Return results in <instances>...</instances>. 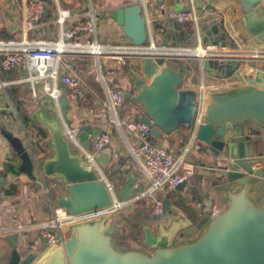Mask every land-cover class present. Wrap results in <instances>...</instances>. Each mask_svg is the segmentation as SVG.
I'll use <instances>...</instances> for the list:
<instances>
[{"label": "water", "instance_id": "1", "mask_svg": "<svg viewBox=\"0 0 264 264\" xmlns=\"http://www.w3.org/2000/svg\"><path fill=\"white\" fill-rule=\"evenodd\" d=\"M237 1L243 12L254 15L249 18L263 23L259 6L263 0ZM193 4L202 21L204 46H224L226 30L222 18L218 23L215 18L205 16V12H214L215 8L205 4L204 0H194ZM140 11L138 6H130L110 13L122 28L127 44H143L145 28ZM46 12L45 7L42 17ZM206 20L216 26L213 39L205 30ZM203 65L204 72L208 74L212 70L211 76L216 78L239 73L249 87L231 97L206 99L202 96L197 99L192 82L197 81L198 62L151 59L145 78L138 83L134 102L142 109L138 121L146 124L151 134L159 136V130L170 132L175 128L190 134L187 140L191 144L190 154L203 159L200 167L205 173L207 189L225 194L226 206L205 220L200 237L193 242L174 245L175 236L188 226V222L176 221L167 226L161 222L157 238L147 235L146 244L153 249L150 254L120 251L112 241L117 227L107 225L105 215H100L73 224L61 247L49 246L47 240L41 238L35 248L27 243L25 254L21 255L17 245L11 243L13 250L6 264H264V206L257 205L249 195L264 176L244 160L252 145L264 135V74L232 60H209ZM60 88H65L63 83ZM68 94L69 91L63 94L59 102L63 115L69 109ZM75 100L78 102L79 98ZM197 104L199 108H196ZM32 118L48 132L49 141L45 148L36 149L6 133L4 138L13 153L12 163H7L10 178L31 182L40 189L46 187L48 194L50 182L64 187L67 197L58 199L56 204L71 214L84 215L110 207L114 200L100 181V174L87 168L82 154L73 151L58 117L47 116L40 108ZM100 134L90 125L76 131L77 140L86 151ZM96 161L102 172H107L111 150L104 148ZM122 174L120 171L116 181ZM136 179L130 175L119 184L112 182L116 202L133 200L135 193L142 189L141 186L134 187ZM186 183L187 180L175 190L183 191ZM164 209L166 212L165 204ZM0 264H3L1 257Z\"/></svg>", "mask_w": 264, "mask_h": 264}, {"label": "crops", "instance_id": "2", "mask_svg": "<svg viewBox=\"0 0 264 264\" xmlns=\"http://www.w3.org/2000/svg\"><path fill=\"white\" fill-rule=\"evenodd\" d=\"M43 1L47 12L35 30L29 34L31 39L54 42L59 38L60 30L53 24L59 7L73 13L64 30L78 25L82 28L69 42L92 39L84 29L91 24L89 14L93 11L96 14L98 40L100 43L112 45L127 44V39L110 13L120 8L142 5L140 0H59L58 5L51 0ZM193 1L146 0L140 11L145 28L142 45L150 48H193L199 45L204 47L200 28L202 21ZM204 3L215 8L214 12H205L206 17L215 18L216 22L222 18L226 30L225 45L240 46V55L246 61L243 67L253 68L264 74V0L259 5L263 23L255 21L253 17L249 18L248 16L254 15L243 12L237 0H204ZM21 6L22 0H0V39H15L20 35ZM188 12H191V16L186 15ZM204 23L210 39H213L216 36V26H212L210 20ZM150 61L151 58H126L120 61L102 58L99 61L108 86L124 93L120 116L125 120H138V116L142 115V109L135 106L134 102L138 83L145 78L144 74ZM60 66L61 76H82V96L77 102L67 95L69 109L66 115H63L61 108H57L52 99L43 92L42 82L35 83V96L32 95L31 85L25 81L28 72L23 66L11 72H4L0 68V83L7 84L5 88H0V257L3 264L8 262L13 250L11 243L17 245L21 255L25 254L27 243H31L34 248L39 245L41 237L36 227L53 217L54 211L59 208L56 204L58 199L67 197L65 188L57 187L53 182L48 184V194L46 187L40 189L31 182L13 180L7 170V163L13 161V153L4 138L6 133L19 138L28 147L32 144L36 149L45 148L46 142L49 141L48 132L32 118L40 108L44 109L47 116L58 117L64 129L69 128L76 132L81 126L90 125L98 134L107 132L110 136H116L114 139L111 137L107 146L111 150V161L107 164V172H104L106 179L111 181L110 175L114 174L113 180L119 184L132 175L141 181V175L129 155L128 148L108 119L104 106L105 94L96 80L94 59L65 55ZM204 69L205 66L199 63L197 81L192 82L197 99L202 96L206 99L214 96L231 97L249 87L247 80L239 73L216 78L211 76L214 71L209 70L206 74ZM60 83L58 82L57 88L61 98L68 90L66 87L60 88ZM181 87L183 88V85ZM196 108H199L198 104ZM42 135L44 137L41 138ZM189 135L187 131L175 128L170 132L159 130V136H150L152 144L174 156L186 151L188 162L194 168L183 191H169L163 198L169 223L188 222V226L175 236L174 245L197 240L202 234L205 220L210 218L211 209L218 208L220 211L227 204L223 192L217 194L207 189L204 183L205 173L200 167L203 159L190 154L191 144L187 142ZM39 139L41 140L38 141ZM80 146L71 144L74 152L82 154ZM47 156L49 153L46 151ZM244 160L264 176V135L252 145L251 152L245 155ZM125 170L127 174L124 173ZM120 171H123V174L116 181ZM249 195L257 205L264 206V180H260V185L253 187ZM127 207L128 205L116 215L117 235L112 239L113 245L120 251L136 250L150 254L153 249L146 244L147 235L157 238L161 224L152 213L153 199L143 198L131 203L128 209ZM19 225H27L28 229L14 231ZM63 232L68 238L69 227L63 228Z\"/></svg>", "mask_w": 264, "mask_h": 264}, {"label": "built area", "instance_id": "3", "mask_svg": "<svg viewBox=\"0 0 264 264\" xmlns=\"http://www.w3.org/2000/svg\"><path fill=\"white\" fill-rule=\"evenodd\" d=\"M58 5L59 0H51ZM146 0H140L144 5ZM45 3L43 0H22V23L20 35L15 39H0V68L4 72H11L23 66L28 72L25 79L31 85L32 95L35 96L34 85L36 82L43 83V92L47 94L56 107L60 109V91L57 88L58 82L64 84L69 91V96L74 100L82 96V80L80 75L61 76L59 73L60 63L65 55L79 57H91L94 59L96 80L101 85L105 94V110L110 124L118 134L119 138L128 148L129 155L141 175V181L136 179L134 187L141 186V190L135 193L131 202L117 201L113 183L106 179L105 173L99 167L96 157L111 142V136L102 132L93 141L89 151L82 148V156L87 168H92L100 174V181L103 182L107 192L112 196L114 202L104 210H98L84 215L71 214L64 209H56L53 217L36 227L41 238L47 240L49 246H63L68 239L63 228L70 227L77 221L105 215L106 224L110 227H117L116 215H118L128 204L139 201L143 198L153 199V215L164 225L169 224L164 209V195L175 190L177 186L185 182L194 171L193 165L188 162L187 152L178 156L168 153L165 149L150 142L151 129L138 120H125L120 116L124 102V93L117 88H110L102 75V68L99 61L102 58L123 60L126 58H151L152 60L162 59L165 61H189L194 60L204 63L209 60L226 61L232 60L241 62L242 66L246 61L241 57V49L238 44L233 46L210 45L196 46L193 48H150L130 44L112 45L100 43L97 37L96 14L91 12L92 19L84 30L93 38L90 41L69 42L75 35L82 31L80 26L70 30H64L65 25L71 21L73 13L70 10L58 7L57 15L53 24L60 30L59 38L54 41L42 39H31L29 34L33 32L42 19ZM186 15L191 16V12ZM7 84L0 83V88ZM65 135L71 144L80 146L74 130L65 129ZM132 139V141H131ZM81 147V146H80ZM138 178V177H137ZM218 208H212L210 216L218 214ZM27 225H19L14 231H25ZM9 231V230H6Z\"/></svg>", "mask_w": 264, "mask_h": 264}, {"label": "rangeland", "instance_id": "4", "mask_svg": "<svg viewBox=\"0 0 264 264\" xmlns=\"http://www.w3.org/2000/svg\"><path fill=\"white\" fill-rule=\"evenodd\" d=\"M102 3H105V2H102ZM138 7L140 8V10L143 8L142 5H139ZM86 11L88 12V10H86ZM90 13H91V12H90ZM92 39H93V38H92ZM92 39H91V40H92ZM42 137H44V136L42 135L41 138H42ZM40 140H41V139H39L38 141H40ZM74 150H75V149H74ZM110 180H111V179H110ZM111 181H112V180H111ZM112 182H114V181H112ZM116 235H117V234H116V232H115L114 235H113V237L115 238Z\"/></svg>", "mask_w": 264, "mask_h": 264}, {"label": "trees", "instance_id": "5", "mask_svg": "<svg viewBox=\"0 0 264 264\" xmlns=\"http://www.w3.org/2000/svg\"><path fill=\"white\" fill-rule=\"evenodd\" d=\"M49 19H50V17L48 18V20H49ZM46 20H47V19H46ZM111 137H112V139L116 138V136H114V135H113V136L111 135ZM113 178H114V174H111V175H110V179H111L112 181H114Z\"/></svg>", "mask_w": 264, "mask_h": 264}]
</instances>
